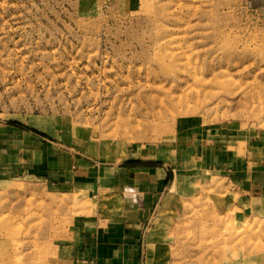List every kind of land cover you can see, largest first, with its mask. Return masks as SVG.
<instances>
[{
	"label": "rangeland",
	"instance_id": "rangeland-1",
	"mask_svg": "<svg viewBox=\"0 0 264 264\" xmlns=\"http://www.w3.org/2000/svg\"><path fill=\"white\" fill-rule=\"evenodd\" d=\"M129 179L140 264H264V0H0V264H75Z\"/></svg>",
	"mask_w": 264,
	"mask_h": 264
},
{
	"label": "crops",
	"instance_id": "crops-1",
	"mask_svg": "<svg viewBox=\"0 0 264 264\" xmlns=\"http://www.w3.org/2000/svg\"><path fill=\"white\" fill-rule=\"evenodd\" d=\"M143 169L147 173L145 181L150 184L154 182L159 188L165 186L164 174L158 173L155 176L153 173V177L150 174L153 169ZM131 181L134 191L138 189L141 194V201L136 196L133 199L127 197V201H123L105 220H98L89 230L85 226L77 232L75 241L70 243L73 246L72 259L75 264H140L141 229L154 194L136 188L135 180L129 179Z\"/></svg>",
	"mask_w": 264,
	"mask_h": 264
}]
</instances>
